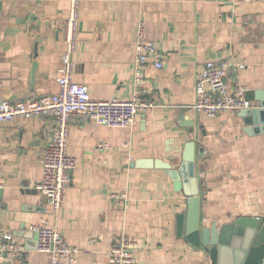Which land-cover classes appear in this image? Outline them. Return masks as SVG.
Listing matches in <instances>:
<instances>
[{"label": "crops", "instance_id": "obj_1", "mask_svg": "<svg viewBox=\"0 0 264 264\" xmlns=\"http://www.w3.org/2000/svg\"><path fill=\"white\" fill-rule=\"evenodd\" d=\"M69 10L70 0H0V101L59 91ZM139 20L164 63L159 69L150 60L137 87ZM72 58L73 80L95 99L139 94L155 106L129 127L70 123L68 151L78 164L56 215L36 189L49 120L0 123V228L27 248L24 264H51L31 229L46 223L80 249L77 264H109L107 252L120 233L134 242L138 264H206V255L177 232L183 190L165 169L129 166L151 158L178 167L190 143L207 225L264 219V125L256 124L263 116L251 115L247 125L239 112L210 118L193 107L205 63L230 58L246 64L230 80L246 89L252 107L264 101V0H81ZM115 192L128 197L119 204Z\"/></svg>", "mask_w": 264, "mask_h": 264}, {"label": "built area", "instance_id": "obj_2", "mask_svg": "<svg viewBox=\"0 0 264 264\" xmlns=\"http://www.w3.org/2000/svg\"><path fill=\"white\" fill-rule=\"evenodd\" d=\"M81 0H70L69 15L63 23L66 48L62 66L58 71L59 91L29 97L17 101H0V123L14 122L33 117L49 120V139L40 156L42 178L36 189L44 198L49 211L56 215L64 204L65 192L71 181V171L77 167V158L68 151L69 127L72 121L94 122L108 127H129L136 115L155 106L139 94L130 99L114 97L95 99L87 85L73 80L75 62L73 54L78 48ZM164 56L154 41L147 37L146 23L139 20L136 35L135 83L140 86L145 67L152 60L156 68L163 67ZM246 67L234 59L209 60L198 73L195 82L196 103L194 109L210 118L226 112H239L252 107L246 98V89L230 80L233 72ZM119 204L128 197L126 192L112 193ZM38 233L37 249L51 256V264H77L81 252L68 244L61 232L50 225H32ZM134 242L124 233L114 237L107 252L109 264H138ZM27 248L15 240L12 232L0 228V264H24Z\"/></svg>", "mask_w": 264, "mask_h": 264}, {"label": "water", "instance_id": "obj_3", "mask_svg": "<svg viewBox=\"0 0 264 264\" xmlns=\"http://www.w3.org/2000/svg\"><path fill=\"white\" fill-rule=\"evenodd\" d=\"M258 113L263 116V121L256 120V124L264 125V101L259 107L241 109L239 116L244 118L247 125H252L250 117L253 115L257 118ZM196 159L195 144L190 143L178 167L151 158L133 160L129 166L165 169L177 189L183 190L186 207L176 217L177 232L179 237L206 255L208 260L206 264H264V219L240 217L222 226L214 221L208 225L205 222L202 216L201 188L195 173ZM35 235L38 240V233L35 232Z\"/></svg>", "mask_w": 264, "mask_h": 264}]
</instances>
